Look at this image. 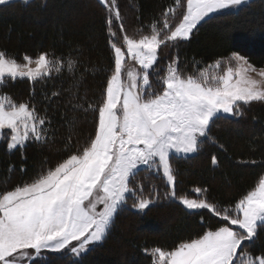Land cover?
Listing matches in <instances>:
<instances>
[{
  "label": "snow or ice",
  "instance_id": "snow-or-ice-1",
  "mask_svg": "<svg viewBox=\"0 0 264 264\" xmlns=\"http://www.w3.org/2000/svg\"><path fill=\"white\" fill-rule=\"evenodd\" d=\"M13 2L0 0V6ZM245 2L176 0L160 21L153 22L149 34L136 38L127 33L116 0H100L109 13L106 24L113 67L102 102L73 107L96 114L93 134L54 166L42 167L30 182L0 194V264H50L48 254L55 253H68L72 264H81V258L110 234L129 196L135 198L131 208L137 212L160 202L155 190L145 196L139 180L142 170L163 178L169 189L163 198L200 217V231L194 238L170 251L152 249L153 264H264V246L253 247L264 232V176L226 206L207 196L178 195V173L171 163L181 154L199 152L202 138L211 139V127L221 114L240 119L246 106L264 103V67L257 68L239 52L231 53L219 75L203 70L185 74L178 55L161 67L167 59L165 49L190 40L203 22L221 10ZM178 9L180 18L175 23ZM126 57L138 63V71L126 67ZM23 60L18 62L0 50V83L25 77L37 81L65 65L62 58L46 52L34 60L25 55ZM66 63L71 70L75 61ZM223 63L217 60L214 67L219 69ZM151 76L157 79L150 81ZM54 132L51 120L35 104L0 98V140L9 152H20L26 160L27 147L50 144ZM211 163L218 164L215 155ZM9 171H15L13 165ZM19 171L26 172L24 164ZM194 191L201 194L208 189ZM204 214L211 222H204ZM255 251L260 254L254 255Z\"/></svg>",
  "mask_w": 264,
  "mask_h": 264
},
{
  "label": "trees",
  "instance_id": "trees-1",
  "mask_svg": "<svg viewBox=\"0 0 264 264\" xmlns=\"http://www.w3.org/2000/svg\"><path fill=\"white\" fill-rule=\"evenodd\" d=\"M175 4L176 0H116L127 33L136 38L149 34L153 22L160 21L164 10ZM179 13L178 9L175 23L179 22ZM108 14L98 0H30L28 4L15 1L0 6V50L21 63L25 62V55L36 58L41 52L65 61L64 67L59 72L53 70L49 77L0 83V96L16 103L35 104L55 130L50 144L27 147L26 160L21 159L20 152H9L3 140L0 142V194L30 182L42 167L54 166L93 134L96 114L83 109L74 111L73 107L83 104L86 108L102 102L113 67ZM117 28L118 24L113 26L114 31ZM120 39L122 35L117 38L118 43ZM233 52L247 56L257 68L264 67V0H251L236 11L207 19L190 40L181 41L175 49H165L167 59L161 67L166 68L168 59L178 55L185 74L197 75L203 70L219 75ZM68 60L75 61L71 70ZM217 60L224 63L215 73L209 69ZM54 92L60 95L53 97ZM210 137L202 139L199 152L171 160L178 173L177 194L189 198L207 196L226 206L234 204L264 176V103L246 106L240 119L220 115L211 127ZM213 155L218 159L217 165L211 163ZM21 164L25 173L19 171ZM10 165L15 171H9ZM139 180L145 186V196L155 190L162 197L160 202L137 212L131 208L135 198L129 196L128 206L119 212L110 234L81 258V264H153L152 249L170 251L200 231L199 216L163 198L169 189L162 177L142 170ZM197 187L208 191L197 194ZM204 222H211L207 214ZM262 246L264 232L253 247ZM48 260L50 264H72L68 253L48 254Z\"/></svg>",
  "mask_w": 264,
  "mask_h": 264
},
{
  "label": "rangeland",
  "instance_id": "rangeland-1",
  "mask_svg": "<svg viewBox=\"0 0 264 264\" xmlns=\"http://www.w3.org/2000/svg\"><path fill=\"white\" fill-rule=\"evenodd\" d=\"M15 1H21V0H14V2ZM30 1V0H29ZM99 2H100V0H98ZM251 0H246V2L243 4V5H241V6H237V7H235V8H229V9H224V10H221L219 13H217V14H215V15H218V14H221V13H224V12H228V11H236V10H238L239 8H241L242 6H244V5H246L247 3H249ZM33 60L35 59V58H32ZM126 67L127 68H129V69H132V70H134V71H138L139 70V65H138V63L137 62H135V61H133L130 57H126ZM32 67H35V64L33 63L32 65H31ZM209 70H211V71H213V72H217V70H219V69H217L216 67H214V65H212V66H210V69ZM25 78H27V77H25ZM150 81H151V79H150ZM0 98H3V99H5V101L7 102V101H9L6 97H2V96H0ZM221 115H225V114H221ZM203 139V138H202ZM2 140H0V142H1ZM190 155H193V154H189L188 156H190ZM180 156H183L182 154L180 155ZM25 264H27V262H25Z\"/></svg>",
  "mask_w": 264,
  "mask_h": 264
}]
</instances>
